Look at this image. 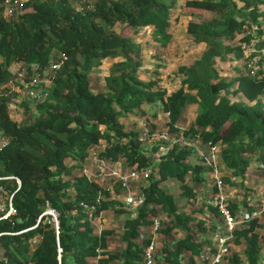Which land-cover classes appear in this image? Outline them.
I'll return each mask as SVG.
<instances>
[{"label": "trees", "instance_id": "trees-1", "mask_svg": "<svg viewBox=\"0 0 264 264\" xmlns=\"http://www.w3.org/2000/svg\"><path fill=\"white\" fill-rule=\"evenodd\" d=\"M180 6L209 12L211 17L187 22V33L194 42L204 44V50L200 57L179 66L181 85L169 92L162 87V68L142 78V46L134 36L149 30L154 42L168 46L173 36L172 13ZM262 6L264 0H185L183 4L180 0H99L91 11L82 13L67 0H31L22 16L8 19L0 0V129L10 139L0 148V175L21 180L19 189L15 179L1 181L7 194H14L19 215L16 223L0 222V232H14L1 237L6 253L0 264H22L29 259L35 264H143L142 244L151 236L142 243L138 240L142 228L152 225L151 216L158 215L156 206L162 207L171 222L161 228L164 234L186 232L174 243L166 242L157 261L199 264L197 258L204 247L195 239L193 224L206 232V223L198 221L194 212H180L174 194L162 183L176 179L184 195L197 198L192 183L205 182L203 159L192 164V147L175 143L153 165L140 134L126 130L125 119L146 113L155 117L160 106L168 114L167 127L177 133L185 110L198 105L186 135L206 146H220L221 168L231 173L223 176L226 184L232 178L244 180L253 164L264 162ZM119 24L134 29V36L132 31L117 32ZM59 54L67 59L54 73L53 90L45 101L31 103L37 119L19 124L10 111L16 95L8 93L11 67L25 62L45 68ZM109 58L118 60L104 77L105 91L95 92L92 73ZM230 59L243 63L234 66L232 77L220 70ZM22 102L28 110V101ZM144 106L153 107V112ZM101 142L105 143L102 157L116 160L123 156L139 169L152 167L143 186L146 202L139 210H131L132 217L123 227L125 245L116 251L108 243L113 231L98 232L90 213L93 208L95 214L105 210L126 213L111 194L119 185L110 191L81 173L91 149ZM120 191L117 197L123 196ZM48 205L58 213V227L44 214ZM229 206L234 212L238 209L232 202ZM244 206L254 209L247 201ZM27 228L31 229L17 233ZM263 230L258 218L237 229L234 243H244L243 255L231 252L226 264H264ZM37 237V244L32 245Z\"/></svg>", "mask_w": 264, "mask_h": 264}, {"label": "rangeland", "instance_id": "rangeland-1", "mask_svg": "<svg viewBox=\"0 0 264 264\" xmlns=\"http://www.w3.org/2000/svg\"><path fill=\"white\" fill-rule=\"evenodd\" d=\"M183 4L185 0H180ZM264 13V6L261 7ZM211 17V14L206 11H200L193 8L182 7L180 6L178 9H175L172 13V33L173 38L170 44L166 47L158 45L153 41L152 37L149 34V30L145 31L142 34L134 36V29H129L122 24H119L115 27L117 32L131 34L134 36L136 42L140 43L142 46V54L141 60L143 61V66L141 68V75L143 79H148V77L155 72V68H162L160 80L163 81L162 87L166 88V90L172 92L176 90L181 85V80L183 76L178 74V68L181 65L186 64L192 59L198 58L202 55L204 50V44H199L194 42L193 38L186 31V24L189 21H205ZM138 33V32H136ZM248 52V51H246ZM250 52V51H249ZM58 56V55H56ZM118 59L109 58L103 62V65L98 69L94 70L91 77V88L93 91H105V83L104 77L109 73L110 67L112 63ZM22 65V64H21ZM242 66L243 63L241 59H230L227 64H222L220 66V70L225 74H231L232 77L234 75V66ZM15 70V69H14ZM13 70V71H14ZM157 73V72H155ZM16 95L12 99L11 104V114L14 120H16L19 124L30 123L37 119L38 114L34 113L35 107L31 108V102H27V108L23 106V100L21 99V95L14 92ZM232 99L237 98L238 96L230 95ZM145 107V106H144ZM148 111L153 112V107L146 106ZM159 109V110H158ZM158 109L155 111L156 116L152 117L151 115L146 114L136 116L132 115L129 118L125 119V127L126 130H134L139 134L144 133V129L141 128L142 123L145 124V127L148 128L147 132H145V136L147 138L151 137L150 143H144V149L149 153L150 156H153V152H155V148L159 147L161 143L166 145L167 141L158 140V136L163 131L167 130V124L169 121L168 114L163 113L161 111V107L158 106ZM155 110V108H154ZM161 111V112H160ZM199 111L198 105L189 106L185 112L183 117L179 122V131L172 132L173 139L177 140L178 144L188 147L189 143L194 146V142L196 145L192 148L193 152L189 161L192 164L200 163L201 154L208 152V147L206 144L202 143L200 139L197 137L190 138L186 135V131L189 129L190 125L193 124L195 117ZM159 112V114H158ZM150 117V118H149ZM152 117V118H151ZM151 135V136H149ZM149 136V137H148ZM160 139V138H159ZM173 139L171 141H173ZM146 142V141H144ZM170 143V142H169ZM100 145L91 149V154H100L103 148L105 147V143L101 142ZM158 148V149H159ZM157 149V150H158ZM156 150V151H157ZM221 155V153H220ZM257 166H254V170L251 174H247L244 180L240 179H231L227 184V194L229 196V201L238 205L237 212L244 210L247 206H244V203L247 201V205L249 204L252 208L251 202H256L259 199L258 193L260 190L261 184V170ZM207 171H205V182L204 183H192L193 188L197 193V198H188L181 189V184L176 179H169L164 181L162 185L171 193L174 194L177 200V206L180 212L191 213L194 212L197 215L198 221H204L206 232L199 229L197 224H193V233L196 241L203 244V247H211L214 243L215 236L224 230V222L219 213V215L214 214L215 207L213 205L215 201V190H214V178L212 176L211 171L206 167ZM75 171V174H79ZM221 174L224 176L225 174L230 175L231 173L227 170V168H221ZM226 176V175H225ZM141 186L146 184V180L142 179L140 182ZM113 190L112 197L117 198L118 205L117 207H121L126 212L127 205L125 203V193H123L122 197H117L116 194L122 193L124 191L120 186H115ZM234 195V196H232ZM232 196V197H231ZM107 214L103 216L101 219H98L96 222V230L98 232L109 229L113 231V235L110 236L111 241V250L116 251L118 249H122L124 247V242L122 240V233L124 223L126 221L124 212H117L115 210H105ZM130 214V212H129ZM164 221L161 223V227L159 229V249L163 247L166 242L174 243L176 239L183 237L186 235V232L183 230L172 231L170 235L164 234L162 229L166 228L167 225H170V221L167 217H162ZM212 224H217L215 229L210 228ZM162 228V229H161ZM146 234V233H144ZM148 237V236H147ZM211 241V242H210ZM142 242V241H141ZM245 248L244 243L233 245L231 252H239L243 255V249ZM159 256V255H158ZM263 263H264V251L262 253ZM160 259H158L159 261ZM198 262V260H197ZM226 264V262L224 263Z\"/></svg>", "mask_w": 264, "mask_h": 264}, {"label": "built area", "instance_id": "built-area-1", "mask_svg": "<svg viewBox=\"0 0 264 264\" xmlns=\"http://www.w3.org/2000/svg\"><path fill=\"white\" fill-rule=\"evenodd\" d=\"M31 0H3V10L4 15L8 19H16L22 16L26 11V4ZM72 3L73 7L82 13L91 11L99 0H67ZM114 1V0H108ZM243 48H245L243 46ZM246 50V49H245ZM49 65L45 68L39 67L36 64H27L25 62H20L11 67L12 77L9 80L8 93L13 94L14 92L21 95L22 100L30 101L31 103H41L45 101L54 87L53 76L65 63L67 56L64 54L54 55ZM22 64V65H21ZM15 69V70H14ZM14 70V71H13ZM15 94V93H14ZM141 128L145 131L140 134V138L143 143H150L151 137L147 138L145 132L147 129L145 124L142 123ZM158 140L167 141L168 144L164 145L161 143L160 148L153 152V156H150L153 165H156L160 158L165 155L173 145L178 142L173 139V133L169 128L158 136ZM173 139V141H171ZM10 139L6 133L0 129V148L8 145ZM146 141V142H144ZM170 142V143H169ZM194 146L196 143H193ZM190 147H194L189 143ZM208 152L201 154V159H203V164L210 169L212 176L214 178V190H215V201L213 203L214 207L220 213L223 222L224 230L220 231L214 238V243L211 247H204L198 256L197 260L199 264H224L226 262V257L232 251L235 239V231L243 227L248 221L258 218L264 212V162L259 163L258 167L261 170L262 178L260 184V199L257 206L253 210H242L233 211L229 206V196L227 194V184L223 179L221 174L220 165V153L221 148L218 144H209ZM82 175H85L90 180L97 181L102 187L107 190L112 191L115 185H119L124 190L126 207L133 212L139 210L146 202V193L143 190L140 182L142 179L147 180L152 173V167L147 169H139L135 165H130L127 159L120 156L116 160L110 158L102 157L100 154H91L89 156L88 163L81 170ZM7 179H15L18 184V189L21 186V180L15 176H1L0 175V222L8 221L11 223H16L18 221L19 211L13 202L14 194L8 195L4 185L1 181ZM17 189V190H18ZM259 204V205H258ZM156 211L158 215L152 217V235L150 240L143 243V264H159L157 261V256L159 253V238L157 234L161 227L163 220L162 215L167 217L166 212L160 206H156ZM90 213V217L96 227V222L98 219L103 217V212L99 214ZM44 214L51 216L55 226L58 227V213L57 211L47 206ZM40 221V219H39ZM38 221V222H39ZM38 224L33 226L37 227ZM31 228L20 230L18 234L24 233ZM96 229V228H95ZM14 232L4 231L0 232V260L5 257V248L1 246V237L6 235H13ZM38 237L31 240L32 245H36ZM62 253V249L59 248V256ZM22 264H35L31 259L24 261Z\"/></svg>", "mask_w": 264, "mask_h": 264}, {"label": "crops", "instance_id": "crops-1", "mask_svg": "<svg viewBox=\"0 0 264 264\" xmlns=\"http://www.w3.org/2000/svg\"><path fill=\"white\" fill-rule=\"evenodd\" d=\"M173 35V34H172ZM172 38H173V36H172ZM172 41V40H171ZM170 92V91H169ZM257 164L258 163H255V164H253L250 168H249V170H248V175L249 174H251V172L254 170V166H257ZM261 178H262V174H261ZM259 192H260V190H258ZM232 196H234V195H232ZM231 196V197H232ZM258 196H259V199H260V195H259V193H258ZM259 199H258V201H256V202H251L250 201V204H252L253 206H257V203H259ZM259 205V204H258ZM127 210L130 212V214H129V212H126L124 215H125V218L126 219H128V218H131L132 217V214H131V210L130 209H128L127 208ZM107 214V211H103V216H105ZM262 224H263V228H264V212L262 213V215L259 217V219H258ZM152 225L151 226H144L143 228H142V231H141V237L139 238V242H141L142 241V239L143 238H145L146 236H151L153 233H152ZM96 228V227H95ZM264 231V230H263ZM144 233H146V234H144ZM159 234H157V237L159 238V236H158ZM108 243H109V249H111V241H110V239H109V241H108ZM142 243V242H141ZM123 248V247H122ZM233 248V247H232ZM159 262V264H164V263H162L160 260L158 261Z\"/></svg>", "mask_w": 264, "mask_h": 264}]
</instances>
